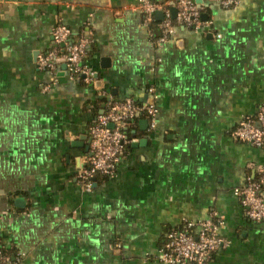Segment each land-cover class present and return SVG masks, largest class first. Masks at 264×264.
I'll return each mask as SVG.
<instances>
[{
	"label": "crops",
	"instance_id": "1",
	"mask_svg": "<svg viewBox=\"0 0 264 264\" xmlns=\"http://www.w3.org/2000/svg\"><path fill=\"white\" fill-rule=\"evenodd\" d=\"M134 1L0 0V244L18 264H166L165 232L213 212L227 245L206 264H264V218L248 219L236 192L264 145L231 133L264 105V0H194L209 24L161 44L160 19ZM58 24L68 43L89 38L91 81L60 60L44 89L36 59ZM149 87L155 126L130 121L115 172L86 190L76 174L105 97L141 104Z\"/></svg>",
	"mask_w": 264,
	"mask_h": 264
},
{
	"label": "built area",
	"instance_id": "2",
	"mask_svg": "<svg viewBox=\"0 0 264 264\" xmlns=\"http://www.w3.org/2000/svg\"><path fill=\"white\" fill-rule=\"evenodd\" d=\"M224 7H233L238 0H214ZM130 10L142 13L148 20L155 12L161 11L162 17L157 24L158 35L156 44L171 39L176 33V26L191 27L195 31L202 29L209 22L201 18L202 9L194 0H135L129 4ZM175 9L174 16L171 9ZM70 30L63 24L56 25L52 30L55 46L37 55L36 63L39 69L47 70L51 81L45 85L48 88L54 82L53 75L58 61H63L71 77L83 76L85 81H91V71L83 63L89 38L78 35L70 43ZM218 36V35H217ZM60 43H63L61 46ZM149 97L144 103H137L132 98L116 100L105 95L103 109L95 116L93 124L88 127L90 154L83 161L76 178L86 190L92 187V181L97 174L112 175L115 172L126 145L129 142L124 127L139 115H144L148 127L155 126L157 107L154 99V89L148 88ZM232 135L254 146L264 145V105L254 115L245 116L232 130ZM259 179L245 177L244 183L236 189L244 215L258 221L264 218V167H259ZM215 218V219H213ZM222 217L215 213L199 221L184 220L179 228L169 229L159 249V259L166 264H206L209 256L216 249L225 247L227 242L218 234ZM18 257H11L2 250L0 244V264H18Z\"/></svg>",
	"mask_w": 264,
	"mask_h": 264
},
{
	"label": "trees",
	"instance_id": "3",
	"mask_svg": "<svg viewBox=\"0 0 264 264\" xmlns=\"http://www.w3.org/2000/svg\"><path fill=\"white\" fill-rule=\"evenodd\" d=\"M105 176H108V175H106V174H97L96 176H95V178L97 177H105ZM252 180H258L259 179V173H255V174H253V175H248ZM260 187H264V184H261L260 185ZM2 250L5 252V253H7L8 255H9V252H7V250L2 246Z\"/></svg>",
	"mask_w": 264,
	"mask_h": 264
},
{
	"label": "water",
	"instance_id": "4",
	"mask_svg": "<svg viewBox=\"0 0 264 264\" xmlns=\"http://www.w3.org/2000/svg\"><path fill=\"white\" fill-rule=\"evenodd\" d=\"M171 12H172V15L174 16V14H175V9L172 8V9H171ZM154 15L156 16V18L161 19V17H162V12H161V11H157V12H155ZM202 17H203V15H202ZM60 45H63V43H60ZM93 184H94V183H93Z\"/></svg>",
	"mask_w": 264,
	"mask_h": 264
}]
</instances>
